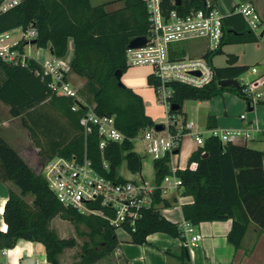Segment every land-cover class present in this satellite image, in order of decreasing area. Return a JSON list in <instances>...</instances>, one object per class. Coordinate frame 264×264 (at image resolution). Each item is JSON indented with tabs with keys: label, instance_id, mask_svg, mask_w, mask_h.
Segmentation results:
<instances>
[{
	"label": "trees",
	"instance_id": "trees-1",
	"mask_svg": "<svg viewBox=\"0 0 264 264\" xmlns=\"http://www.w3.org/2000/svg\"><path fill=\"white\" fill-rule=\"evenodd\" d=\"M219 1L212 0V3L216 5ZM251 2L264 23L254 0ZM162 7L165 15L172 10L186 15L193 10L206 9L207 5L206 0H183L179 6L172 0H162ZM30 25L38 30V46L50 50L56 57H65L69 40H73L71 71L87 80L86 88L92 95L95 111L101 116H114L117 128L127 137L122 144L110 143L101 150L97 130L93 129L88 135L83 132L80 125L83 110L73 112L71 98L54 95L48 87L49 78L35 73L39 68L37 64L15 67L0 60V101L10 107L13 117L22 116L33 141L36 142L38 133L28 124L25 115L41 104H49L58 110L77 131L68 142L59 144L52 155L42 152V160L46 156L48 159L55 156L82 159L86 156L102 176L123 182L125 179L120 175V169L124 163L130 173H142L143 157L133 151L134 145L129 139L157 124L147 113L144 98L132 88L120 85L116 73L121 71L124 75L130 68L126 58L129 43L150 33L151 23L144 1L124 0L122 8L108 11L104 5L93 7L89 0H25L0 16V33ZM223 31L220 47L207 53L204 56L207 60L222 54L225 45L260 40L249 29L243 16L236 13L225 17ZM178 55H186L183 46H180ZM238 61V56L228 55L227 65L213 67L214 78L203 88L173 83L171 102L178 106V110H170V113L183 116L186 101H209L226 91L235 93L250 104V99L243 93V84L239 89L218 85L222 80H238L249 70L248 66L238 65ZM158 84L157 79L148 76L150 87L155 88ZM207 127H216L215 117H208ZM170 161L171 157L167 155L153 162L157 185L171 174ZM177 176L183 182L181 195L192 198V202L182 205V212L184 219L193 225L232 220L227 241L236 250L241 248L251 224H256L264 232V151L232 142L223 144L219 139L209 137L203 147L192 153L187 168L179 170ZM0 180L12 181L20 190V193L9 191L3 213L7 230H0V252L13 249L20 239H25L45 246L49 264H61L60 255L74 243L60 238L51 227L56 217L83 224L88 230L81 233L88 240L83 243L80 258L74 264H96L119 247L116 229L108 221L84 215L59 203L44 177L37 174L1 134ZM28 195L34 197L31 204L25 199ZM154 202L160 207L146 210L135 231L128 228L133 244L143 245L150 235L156 233L181 240L179 225L162 214V209L178 203L177 198L162 199L160 191H157ZM175 256L182 264H190L186 247L182 246Z\"/></svg>",
	"mask_w": 264,
	"mask_h": 264
},
{
	"label": "built area",
	"instance_id": "built-area-1",
	"mask_svg": "<svg viewBox=\"0 0 264 264\" xmlns=\"http://www.w3.org/2000/svg\"><path fill=\"white\" fill-rule=\"evenodd\" d=\"M24 1L0 0V16ZM143 1L151 23L150 33L146 37L148 41L145 47L127 49V64L130 67L152 69L151 75L159 81L154 88L157 103L165 106L167 115L166 121L161 123V131L152 127L129 139L134 145L133 151L143 157V164L145 158L154 162L167 155L174 157L186 137L192 138L198 148L203 147L209 137L217 138L223 144L236 137L251 139L252 132L249 129L213 128L204 131L194 121L170 113L174 94L173 83L203 88L214 78V69L204 56L191 57L186 53L181 57L178 52L183 43L198 39L205 40L211 52L220 47L226 16L218 5H213L212 0H206V9L193 10L186 15L172 10L165 15L162 0ZM172 1L176 5L175 0ZM235 13L243 16L249 29L259 39H264V23L251 0L238 5ZM35 40L38 42V30L34 25L1 32L0 60L15 67L37 64L39 68L35 73L49 78L48 87L51 92L58 97L71 98L74 102L71 107L73 112L83 110L80 125L85 135L96 129L101 150L110 143L122 144L127 137L117 128L115 117L99 115L94 106L85 101L80 91L68 80V73L71 71L69 62L54 56L50 50L40 48L38 43L33 44ZM45 51L49 57L42 59V53ZM251 72L255 78L243 83V93L250 99V106H255L264 102V74H260L257 67H253ZM240 118L244 120L246 116L241 115ZM105 167L108 168V165ZM179 170L181 169L171 167V174L166 176L160 185H157L155 180H147L143 173L132 174L131 178H124L123 182L102 176L86 156L82 159L55 156L45 162L40 174L63 206L73 207L84 215L101 217L116 230L128 231V228H131L135 231L137 222L143 218L146 210L160 207L154 202L157 191H160L162 199H180L183 182L177 176ZM178 225L182 244L190 252L203 240V235L197 230V226L184 217Z\"/></svg>",
	"mask_w": 264,
	"mask_h": 264
},
{
	"label": "crops",
	"instance_id": "crops-1",
	"mask_svg": "<svg viewBox=\"0 0 264 264\" xmlns=\"http://www.w3.org/2000/svg\"><path fill=\"white\" fill-rule=\"evenodd\" d=\"M89 1L93 7L104 5L108 11L116 10L124 6V0ZM243 1L248 2L250 0ZM254 2L264 19V0H254ZM217 5L227 17L235 13L236 7L240 4L234 0H221ZM241 48H243L240 49L243 51V57L234 54L238 56V65H242V63L247 61L248 59L247 57L245 58V55L253 51L252 47ZM184 49L186 51V48ZM206 54L207 52L203 53L202 56L194 57H203ZM73 57L74 43L73 40L70 39L68 53L63 58L71 64ZM255 62L256 64L258 63V65L261 63L262 68L259 69V72L260 74H264V56L259 57V60H254V63ZM253 78H255V75L251 74V79ZM68 80L80 91V93L83 90V87L87 85V80L85 78L77 76L72 71L68 73ZM221 96H223V99L216 101L215 105H213V99L209 101H197L198 104H206V109L203 114H201L199 120V124L203 125V130H209L207 127L208 117L213 116L216 119V129L251 130V139L236 137L232 139V143L264 151V110L259 108L256 109V106L260 103L255 106H250L245 99L230 91L224 92ZM81 97L85 101H90V98L87 95H85V97L81 95ZM89 103H91V101ZM92 105L94 104L92 103ZM230 111L231 117L229 115ZM184 113L183 117L185 119L194 121L187 111ZM241 115H245L246 119H241ZM25 118L28 124L36 130V133H38L36 142L33 141L28 128L23 124L22 116L13 117L10 114V107L0 101V134L19 153L24 161L37 174H40L42 166L49 160L47 156L45 157V160H42L43 155L41 153L43 152L45 155H52L59 144L68 142L74 137L77 131L66 117L49 104H41L36 108L31 109L25 115ZM196 124L199 125L198 122ZM197 149L198 147L195 141L190 138L185 146L181 145L180 152L171 158L169 163L170 168L177 167L181 170H185L188 166L190 156ZM181 158H183L182 162ZM149 166L151 167L148 170L149 173L146 174L144 168L142 173L145 178L154 181L155 172L153 161ZM36 169H39V171ZM131 177L132 173H130V177L128 178ZM10 190L20 193V190L12 181L0 180V230L3 232H6L7 230V224L4 221L3 213ZM25 199L31 204L34 197L27 196ZM190 202H192L191 197L181 195L178 203L171 208L162 209V214L169 221L178 224L183 218L182 205ZM231 228L232 220L222 222H203L197 226V230L203 235V240L195 246V250L193 253L191 252V256L189 254L190 264H251V258H249L250 256L248 255L252 251V253H254L256 251L259 252L260 250L263 251L262 254L264 255V232H261L256 224H251L249 226L242 246L238 250L227 241V236ZM182 246V241L178 238H173L162 233L152 234L147 238V242L143 245L133 244L131 240L127 241L126 244L117 248L118 251L115 250L113 254L100 260L96 264H182V262L175 256L180 253ZM167 252H170V254ZM61 256L60 262L61 264H64ZM1 263L49 264L47 261L45 246L42 243L32 242L25 239H20L13 249L1 251L0 264Z\"/></svg>",
	"mask_w": 264,
	"mask_h": 264
},
{
	"label": "rangeland",
	"instance_id": "rangeland-1",
	"mask_svg": "<svg viewBox=\"0 0 264 264\" xmlns=\"http://www.w3.org/2000/svg\"><path fill=\"white\" fill-rule=\"evenodd\" d=\"M233 1V0H231ZM238 4L245 3L243 0H234ZM227 3V2H226ZM221 10V9H220ZM264 30V27L262 28ZM182 46L186 48L187 55L194 57V56H202L203 53L208 52L211 53V51L208 48L207 42L205 40H195L193 42H187L183 43ZM241 47H252L253 51L246 54L245 58L247 57V61L242 63L244 66H248L249 70L243 74L238 81L243 84L248 81V79H251V69L253 67H257L259 69L262 68L261 63L256 64L254 63V60H259V57L264 56V39H260L259 42L251 43V44H229L225 45L223 47V53L222 54H216L213 55L209 61V64H211L212 67L216 68H222L227 65V58L228 55L232 54H238L239 56L243 57V51L240 49H243ZM35 51V49H34ZM49 57V54L45 51L42 53V59H46ZM261 60V59H260ZM260 62V61H258ZM152 73V69L149 67H130L128 71L123 75L122 82L125 86H128L132 88L134 91H136L138 94L142 95L145 99V104L147 108L148 114L154 119L156 124H161L166 121L167 115H166V108L164 105H159L157 103V96L155 93V89L150 87L148 85V76ZM84 94H81L83 97L87 95L90 98V101L92 102V95L88 92V89L83 87V90L81 91ZM219 99H223V96H216L213 98V105L216 104V101H219ZM92 104V103H90ZM263 109L264 110V103L259 104L256 106V109ZM206 109V104H198L197 101L189 100L186 101L183 105V111H187L189 115L191 116L192 120H194L198 124L200 123V116L203 114L204 110ZM254 112V111H253ZM252 112V113H253ZM230 117H231V111H230ZM201 126V130H203V125ZM190 140L189 137H186L182 141V146L186 145V142ZM183 161V158H181V162ZM152 163V160L150 158L144 159L143 168L146 174H148V170L151 168L149 164ZM39 171V169H36ZM120 174L124 178L130 177V172L128 171V168L126 166V163L123 164V166L120 169ZM147 179V178H146ZM149 180V179H147ZM29 197H33L32 195H28ZM51 227L58 233L60 238L71 240L73 241L74 245L73 247L67 248L63 255L61 256V259L64 264H73L74 262H77L80 258L81 254V248L83 243L88 240L87 237L81 235L83 232H87V228L83 224H76L68 220H64L60 217H56L51 222ZM157 234V233H156ZM116 235L119 241V247L126 244L127 241L131 240L130 234L121 229L116 230ZM195 250V247L190 250L189 254L191 256V252ZM253 252V251H252ZM250 253L248 256L251 258L250 263L251 264H264V255L262 254L263 251ZM60 260V257H59ZM61 263V262H60Z\"/></svg>",
	"mask_w": 264,
	"mask_h": 264
},
{
	"label": "water",
	"instance_id": "water-1",
	"mask_svg": "<svg viewBox=\"0 0 264 264\" xmlns=\"http://www.w3.org/2000/svg\"><path fill=\"white\" fill-rule=\"evenodd\" d=\"M182 1H183V0H175V3H176L177 6H179V5H181ZM261 37H263V33L261 34ZM147 41H148V40H147L146 37H137V38L133 39V40L129 43L127 49H136V48H142V47H145L146 44H147ZM32 43L35 44V43H37V41L35 40V41H33ZM196 74L199 75V73H196ZM122 77H123V73H122L121 71H118V72L116 73V78H117V80L119 81V84H120V85H124L123 82H122ZM218 85H219L220 87H234V88H237V89L240 88V83H239V81H238L237 79L222 80V81H219ZM171 109H172L173 111H176V110H178V106L175 105V104H172ZM155 129H156L157 131H161V130L163 129V127H162L161 124H157V125L155 126ZM175 154H178V151H176Z\"/></svg>",
	"mask_w": 264,
	"mask_h": 264
}]
</instances>
